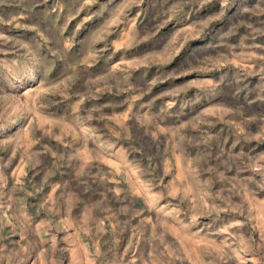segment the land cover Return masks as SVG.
<instances>
[{"label":"rangeland","instance_id":"rangeland-1","mask_svg":"<svg viewBox=\"0 0 264 264\" xmlns=\"http://www.w3.org/2000/svg\"><path fill=\"white\" fill-rule=\"evenodd\" d=\"M0 264H264V0H0Z\"/></svg>","mask_w":264,"mask_h":264}]
</instances>
